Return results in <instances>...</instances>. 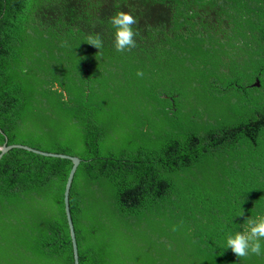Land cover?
<instances>
[{
    "label": "trees",
    "instance_id": "obj_1",
    "mask_svg": "<svg viewBox=\"0 0 264 264\" xmlns=\"http://www.w3.org/2000/svg\"><path fill=\"white\" fill-rule=\"evenodd\" d=\"M5 143L82 159L79 264H264L223 243L264 215V0H0ZM72 166L0 158V264H74Z\"/></svg>",
    "mask_w": 264,
    "mask_h": 264
},
{
    "label": "clouds",
    "instance_id": "obj_2",
    "mask_svg": "<svg viewBox=\"0 0 264 264\" xmlns=\"http://www.w3.org/2000/svg\"><path fill=\"white\" fill-rule=\"evenodd\" d=\"M137 18L131 12L117 11L109 20L114 29V44L118 51L136 46L138 35L133 27ZM91 44L100 48L103 41L98 37H89ZM142 75V73H140ZM234 219V218H233ZM241 230L229 231L224 238L225 248H231L239 258L250 254L264 256V215L248 217L241 224Z\"/></svg>",
    "mask_w": 264,
    "mask_h": 264
},
{
    "label": "water",
    "instance_id": "obj_3",
    "mask_svg": "<svg viewBox=\"0 0 264 264\" xmlns=\"http://www.w3.org/2000/svg\"><path fill=\"white\" fill-rule=\"evenodd\" d=\"M255 85H257V86L260 85V81L258 79L256 80ZM14 147L24 148V149H27L29 151H32V152H35V153H38L41 155H45V156H56V157L68 158V159H71L73 161V166L71 168V171L69 173V177L67 179V183L65 186L64 203H65V211H66L68 224H69V228H70V234H71L72 243H73L74 264H79L80 262H79L78 243H77L76 231H75V226H74V222H73V218H72V214H71V208H70V190H71V186H72V182H73L75 172H76L78 165L80 164L82 159L76 155L74 156V155H70L67 153L49 152V151H45V150H41V149L32 147V146L27 145V144H21V143H13V144L5 143V144H3L1 147L0 158L4 155V153H6L7 151H9L11 148H14Z\"/></svg>",
    "mask_w": 264,
    "mask_h": 264
}]
</instances>
